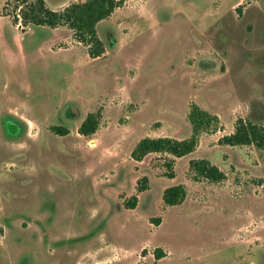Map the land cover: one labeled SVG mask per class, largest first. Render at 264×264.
Returning <instances> with one entry per match:
<instances>
[{"label": "rangeland", "instance_id": "obj_1", "mask_svg": "<svg viewBox=\"0 0 264 264\" xmlns=\"http://www.w3.org/2000/svg\"><path fill=\"white\" fill-rule=\"evenodd\" d=\"M21 7L0 0V264H264V149L218 142L239 118L264 126V0H123L96 58ZM193 105L216 117L193 152L131 157L146 136L187 138ZM174 184L186 195L166 205Z\"/></svg>", "mask_w": 264, "mask_h": 264}, {"label": "trees", "instance_id": "obj_2", "mask_svg": "<svg viewBox=\"0 0 264 264\" xmlns=\"http://www.w3.org/2000/svg\"><path fill=\"white\" fill-rule=\"evenodd\" d=\"M21 2L22 7L19 13L24 23L50 28L66 26L71 30L73 38L87 47L88 55L92 58L101 56L105 51L104 44L96 30L97 23L108 18L116 8L123 4V0H84L71 3L62 10H53L45 5L44 0L29 2L21 0ZM14 19L17 20L15 16ZM215 120V116L193 105L189 112L191 134L187 138L178 140L169 136H146L136 143L131 151V157L140 161L149 153H167L174 157L186 156L195 150L200 133L207 130ZM98 122V113H88L78 128L79 134L84 137L90 136L96 131ZM52 129L62 135L68 132L67 129L58 126H53ZM218 142L230 146L254 145L264 149V126L239 118L234 131L220 137ZM171 165L172 163L169 162V167ZM190 167L196 172V176L212 182H220L225 178V174L207 159L192 160ZM168 174L173 176L172 172ZM144 188L145 183L138 186L140 191ZM185 195L184 185L174 184L164 189L162 199L166 205H176L184 199ZM136 201L137 196L133 195L128 206L134 207ZM155 254L157 258L162 256L160 250H157Z\"/></svg>", "mask_w": 264, "mask_h": 264}, {"label": "crops", "instance_id": "obj_3", "mask_svg": "<svg viewBox=\"0 0 264 264\" xmlns=\"http://www.w3.org/2000/svg\"><path fill=\"white\" fill-rule=\"evenodd\" d=\"M83 1H84V0H83ZM81 2H82V1H81ZM65 7H66V6H65ZM65 7H62L61 9H53V10H62V9H64ZM50 9H51V8H50ZM110 16H111V15H110ZM110 16H109V17H110ZM109 17H108V18H109ZM108 18H106V19H108ZM103 20H105V19H103ZM101 21H102V20H101ZM102 42H103V41H102Z\"/></svg>", "mask_w": 264, "mask_h": 264}]
</instances>
